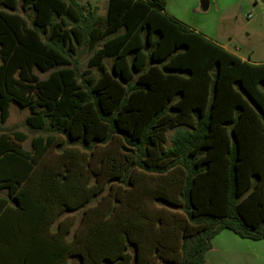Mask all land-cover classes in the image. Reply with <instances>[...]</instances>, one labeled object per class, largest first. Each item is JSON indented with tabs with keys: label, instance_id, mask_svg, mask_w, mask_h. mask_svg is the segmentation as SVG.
Wrapping results in <instances>:
<instances>
[{
	"label": "trees",
	"instance_id": "trees-1",
	"mask_svg": "<svg viewBox=\"0 0 264 264\" xmlns=\"http://www.w3.org/2000/svg\"><path fill=\"white\" fill-rule=\"evenodd\" d=\"M166 8L0 0V264H207L224 230L264 240V65Z\"/></svg>",
	"mask_w": 264,
	"mask_h": 264
},
{
	"label": "crops",
	"instance_id": "crops-1",
	"mask_svg": "<svg viewBox=\"0 0 264 264\" xmlns=\"http://www.w3.org/2000/svg\"><path fill=\"white\" fill-rule=\"evenodd\" d=\"M205 1L203 13L200 11L203 0H167L166 10L187 27L222 46L243 62L254 66L264 65V56L260 54L256 60L252 59L255 50H252L251 57L242 56L240 49L230 47L233 40L231 36L228 39L221 36L223 18L233 20L244 15L249 22L254 21L255 27L245 26L242 30L249 36L252 33L259 35L263 46L261 50H264V21L258 18V15L264 16V7L260 6L259 0ZM206 259L207 264H264V240L243 239L230 230H224L213 239V248L207 253ZM74 263L77 262L70 260L68 264Z\"/></svg>",
	"mask_w": 264,
	"mask_h": 264
},
{
	"label": "rangeland",
	"instance_id": "rangeland-1",
	"mask_svg": "<svg viewBox=\"0 0 264 264\" xmlns=\"http://www.w3.org/2000/svg\"><path fill=\"white\" fill-rule=\"evenodd\" d=\"M78 1L81 5L86 6V7H88L89 5L98 7V14L102 17H105L107 14L109 0H78ZM204 1L205 0H203V2H201V5H200V11L202 13L204 12L203 11ZM259 3H260V6L264 7L263 0H259ZM18 12L27 18L29 25H32L33 14L31 11L25 12L22 9L21 3H20ZM213 15L215 14L213 13ZM258 18H261L264 21V16L262 17V15L260 16L258 15ZM228 22L230 23L227 24ZM253 22L254 21L249 22V19L246 18L244 15L239 18L233 19V20H228L227 18H223L221 20V30H222L221 36L225 39H228V37L231 36L233 40L230 44V47H237L238 49H240L239 53L242 56L251 57L252 50H255V55L254 57H252V59L256 60L260 54L264 56V50H261L263 49V46H261L262 44H261L260 36L259 35L256 36L253 33L250 36L246 35L244 33V30H242V28H244L245 26H250V27L252 26V28L253 26L255 27ZM92 54L93 53L89 51L87 48H79L76 58L78 60L77 66H78L80 74H82L88 68V62ZM105 62L108 68L111 69L112 60L107 59ZM0 63H1V59H0ZM36 73L42 79L47 78L49 75V73H42L39 70H36ZM99 76H100V72L94 69L93 77L98 78ZM83 79L84 78L82 77V80ZM30 115H31L30 108L28 107L23 108L16 103H12L11 116L9 120L4 124V127H6L9 131H20V132L27 134L28 139L24 143V147L27 150H32L33 139L42 133V132H38V131H34L30 129V127L27 125V118ZM173 137H174V132L172 131L170 133V140L168 141V144H167L169 147L173 146ZM4 195H5L4 192L0 193V197ZM78 214H80V212ZM74 264H77V263H74Z\"/></svg>",
	"mask_w": 264,
	"mask_h": 264
},
{
	"label": "water",
	"instance_id": "water-1",
	"mask_svg": "<svg viewBox=\"0 0 264 264\" xmlns=\"http://www.w3.org/2000/svg\"><path fill=\"white\" fill-rule=\"evenodd\" d=\"M204 4H206V1L204 2Z\"/></svg>",
	"mask_w": 264,
	"mask_h": 264
}]
</instances>
